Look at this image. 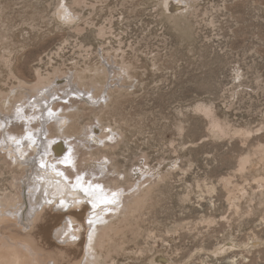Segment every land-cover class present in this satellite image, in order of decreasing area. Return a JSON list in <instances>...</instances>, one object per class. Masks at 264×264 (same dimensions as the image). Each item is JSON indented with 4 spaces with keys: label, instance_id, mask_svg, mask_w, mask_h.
Masks as SVG:
<instances>
[{
    "label": "rangeland",
    "instance_id": "374dc122",
    "mask_svg": "<svg viewBox=\"0 0 264 264\" xmlns=\"http://www.w3.org/2000/svg\"><path fill=\"white\" fill-rule=\"evenodd\" d=\"M66 1L81 20L58 18ZM80 2L0 0V105L27 100L40 76L113 62L111 96L83 86L101 93V110L73 109L121 131L104 139L120 141L107 157L84 165L79 154L80 168L109 158L105 173H130L123 186L153 182L115 236V264H264V0ZM2 156L0 197L22 175Z\"/></svg>",
    "mask_w": 264,
    "mask_h": 264
},
{
    "label": "bare ground",
    "instance_id": "6f19581e",
    "mask_svg": "<svg viewBox=\"0 0 264 264\" xmlns=\"http://www.w3.org/2000/svg\"><path fill=\"white\" fill-rule=\"evenodd\" d=\"M70 4L60 2L56 6L57 16L75 22L81 15ZM167 5L175 8L176 5L181 7L182 3ZM109 63L102 62L101 66L88 71L57 70L50 76L39 75L37 84L30 87L34 92L28 94L27 100L12 106L9 98L1 102V158L6 164L21 168L22 175L20 179L12 176L14 180L18 179L11 181L17 192H5L0 197V264H115V236L123 232L124 225L148 199L153 182L148 183L151 179L147 178L138 186L136 182L123 186V182H131L128 179L130 173L120 170L117 165L112 169V176L105 173L108 167L105 162L112 163L109 158L99 162V170L93 173L78 166L79 154L84 165L90 164L87 161L97 158L101 151L107 157L108 150L120 143L118 138L117 142L104 140L116 135L118 128L103 124L100 113L96 115L99 124H84L80 121L84 111L80 107L73 109L77 102L84 105L87 102L88 106L103 102L100 92L83 89V86L98 89L100 85L101 92H108L109 85L116 82L108 83L109 75L112 72L116 75L118 70ZM115 64L121 66L120 70L125 74H130L125 62L115 61ZM107 95L111 96L110 91ZM66 98L69 103L64 101ZM103 103L98 105L99 110ZM96 105L93 108H97ZM47 110H51L48 116L45 115ZM16 116L22 122L10 126ZM20 127L22 130H18ZM107 127H110L108 132ZM78 141L84 146V152L80 151L81 145H76ZM121 174H124V181L120 180ZM145 183L148 185L144 186ZM134 186L137 188L133 189ZM130 189L133 191L128 192Z\"/></svg>",
    "mask_w": 264,
    "mask_h": 264
}]
</instances>
